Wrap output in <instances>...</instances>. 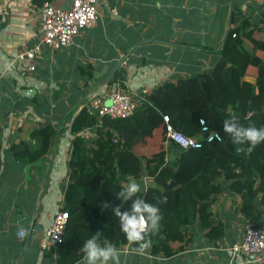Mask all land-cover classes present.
Listing matches in <instances>:
<instances>
[{
  "label": "crops",
  "instance_id": "1",
  "mask_svg": "<svg viewBox=\"0 0 264 264\" xmlns=\"http://www.w3.org/2000/svg\"><path fill=\"white\" fill-rule=\"evenodd\" d=\"M234 5L244 12L264 9V0H100L91 28L66 48L42 47L28 71L17 56L39 41L37 5L0 0V264H55L40 242L70 181L71 113L83 106L91 111L88 97L105 100L116 86L147 95L166 81L212 68ZM46 124L53 130L46 153L33 162L16 159L11 147L38 149L36 133ZM81 133L94 137L93 128ZM138 182L153 186L148 176ZM239 205L224 192L212 203V218L223 224L220 239L198 231L187 251L170 258L127 242L116 247L120 264H264V255L251 259L229 250L250 222ZM261 221L256 226H264V216Z\"/></svg>",
  "mask_w": 264,
  "mask_h": 264
},
{
  "label": "trees",
  "instance_id": "2",
  "mask_svg": "<svg viewBox=\"0 0 264 264\" xmlns=\"http://www.w3.org/2000/svg\"><path fill=\"white\" fill-rule=\"evenodd\" d=\"M44 1L34 0L37 7ZM255 10L259 13L253 16ZM263 45L264 9L244 12L234 5L212 68L162 83L128 118L99 121L87 106L71 113L70 181L60 208L67 212L68 222L55 264L78 262L83 241L97 231L101 241L115 247L126 244L111 208L120 204L115 192L129 181L139 183L143 176L150 177L153 186L146 191L141 186L138 195L160 209L161 220L145 241L134 243L146 242L151 255L170 258L187 251L198 231L211 241L222 238L223 224L212 218L211 210L222 192L240 200L243 219L262 223L264 142L249 152L247 143L232 142L223 122L234 119L244 127L264 128ZM163 116L186 136L202 135L201 146L166 145ZM201 121L207 132L201 133ZM89 128L94 131L91 140L81 133ZM209 132H216L219 140L207 142ZM52 133L51 126H41L36 133L41 137L39 148L13 145V156L31 162L42 157Z\"/></svg>",
  "mask_w": 264,
  "mask_h": 264
},
{
  "label": "built area",
  "instance_id": "3",
  "mask_svg": "<svg viewBox=\"0 0 264 264\" xmlns=\"http://www.w3.org/2000/svg\"><path fill=\"white\" fill-rule=\"evenodd\" d=\"M100 0H46L37 7L40 21V37L38 43L29 50L19 53L17 58L28 71L35 70L34 59L40 54L42 47L51 50L66 48L84 29L91 28L98 16V3ZM145 92L132 94L121 86L114 87L108 92L106 99L95 98L90 102L91 112L98 115L99 121L108 117L110 119H124L130 117L138 104L146 102ZM109 101L106 104V101ZM165 124V144L170 143L181 149L197 148L201 146L202 135L190 137L175 130L166 116L162 117ZM201 133L208 128L201 121ZM201 136V137H200ZM216 132L208 133L205 140L211 142L219 140ZM62 206V205H61ZM66 214V218H65ZM68 214L59 208L54 214L45 237L40 242V248L51 255L55 260L57 251L63 242ZM23 231V230H21ZM18 236L21 237L20 232ZM25 233V231H24ZM24 237V236H23ZM21 237V238H23ZM229 250L234 255H241L251 259H259L264 255V226H256L252 222L244 225L243 235L239 242L233 244Z\"/></svg>",
  "mask_w": 264,
  "mask_h": 264
},
{
  "label": "clouds",
  "instance_id": "4",
  "mask_svg": "<svg viewBox=\"0 0 264 264\" xmlns=\"http://www.w3.org/2000/svg\"><path fill=\"white\" fill-rule=\"evenodd\" d=\"M223 130L230 134L233 143H247L249 152L257 144L264 142V128L244 127L234 119L223 122ZM141 190L139 183L129 181L126 186L115 192L120 204L113 206L111 213L118 218L119 231L128 242L145 241L148 232L157 230L161 220L160 209L139 196ZM144 190H147L146 187ZM124 205L127 207L122 211L121 207ZM20 235L23 237L24 231H21ZM101 235L102 233L97 231L83 241L80 247L82 255L78 264H120L119 250L108 240L101 241ZM146 247V242L139 244L141 251Z\"/></svg>",
  "mask_w": 264,
  "mask_h": 264
},
{
  "label": "rangeland",
  "instance_id": "5",
  "mask_svg": "<svg viewBox=\"0 0 264 264\" xmlns=\"http://www.w3.org/2000/svg\"><path fill=\"white\" fill-rule=\"evenodd\" d=\"M263 47H264V45H263ZM263 53V52H262ZM95 99V98H98V97H96V96H92V97H88V100H86V102L88 103L91 99ZM263 118H264V115H263ZM141 186H142V188H143V185L141 184Z\"/></svg>",
  "mask_w": 264,
  "mask_h": 264
},
{
  "label": "water",
  "instance_id": "6",
  "mask_svg": "<svg viewBox=\"0 0 264 264\" xmlns=\"http://www.w3.org/2000/svg\"><path fill=\"white\" fill-rule=\"evenodd\" d=\"M226 34H227V33H226ZM226 34H225V36H226ZM108 103H109V101L107 100V101H106V104H108Z\"/></svg>",
  "mask_w": 264,
  "mask_h": 264
}]
</instances>
